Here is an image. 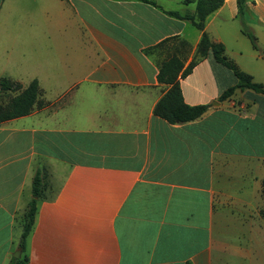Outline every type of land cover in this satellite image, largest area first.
Masks as SVG:
<instances>
[{
  "label": "crops",
  "instance_id": "0c3cea01",
  "mask_svg": "<svg viewBox=\"0 0 264 264\" xmlns=\"http://www.w3.org/2000/svg\"><path fill=\"white\" fill-rule=\"evenodd\" d=\"M153 1L0 0V79L39 89L28 115L0 123V264L17 251L22 264H264V95L218 101L237 80L209 51L179 81L207 112L155 116L162 62L186 68L201 32L167 14H193L196 0ZM244 22L257 49L236 0L204 32L264 88V0L246 2ZM19 91L0 92V107Z\"/></svg>",
  "mask_w": 264,
  "mask_h": 264
},
{
  "label": "trees",
  "instance_id": "16d2710c",
  "mask_svg": "<svg viewBox=\"0 0 264 264\" xmlns=\"http://www.w3.org/2000/svg\"><path fill=\"white\" fill-rule=\"evenodd\" d=\"M156 6L153 0H137ZM248 0H236L237 13L241 23V31L247 37L254 49H257L256 38L244 22L245 5ZM223 0H196L195 11L193 14L179 15L176 12H167L168 15L185 19L201 32V38L197 45L195 56L186 68L183 69L182 60L173 54L162 62L157 74V82L169 86V89L159 99L153 109V114L169 124H185L193 122L203 116L209 105L188 106L184 103L179 81L186 78L192 69L206 57L210 51L214 61L221 66L229 69L235 76L237 82L233 87H229L220 95L218 101L230 98L236 90H252L264 95V88L252 81L250 75L241 71L223 53L224 48L220 44L212 43L204 32V21L207 16L217 10ZM164 44L161 43L162 46ZM184 47V44H182ZM21 89L20 85L8 79H0V92H17ZM39 94L38 84L33 80L27 88L19 91V94L10 99L9 103L0 107V123L26 116L37 101ZM44 175L37 171L32 179V197L27 204L26 212L23 216V229L19 239L18 247L24 249L25 239L33 225L37 200L41 197ZM8 264H22L19 259L12 258ZM189 264V263H186Z\"/></svg>",
  "mask_w": 264,
  "mask_h": 264
},
{
  "label": "water",
  "instance_id": "95a60500",
  "mask_svg": "<svg viewBox=\"0 0 264 264\" xmlns=\"http://www.w3.org/2000/svg\"><path fill=\"white\" fill-rule=\"evenodd\" d=\"M14 257L19 258V257H20V251H17V252L14 254Z\"/></svg>",
  "mask_w": 264,
  "mask_h": 264
},
{
  "label": "rangeland",
  "instance_id": "374dc122",
  "mask_svg": "<svg viewBox=\"0 0 264 264\" xmlns=\"http://www.w3.org/2000/svg\"><path fill=\"white\" fill-rule=\"evenodd\" d=\"M263 181V185H262V188H263V193H264V178L262 179ZM16 258V257H15Z\"/></svg>",
  "mask_w": 264,
  "mask_h": 264
}]
</instances>
